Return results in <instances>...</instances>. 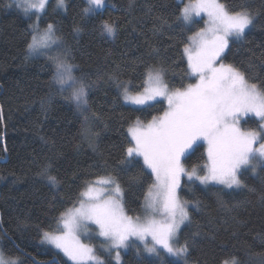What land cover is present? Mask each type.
<instances>
[{"label": "trees", "instance_id": "1", "mask_svg": "<svg viewBox=\"0 0 264 264\" xmlns=\"http://www.w3.org/2000/svg\"><path fill=\"white\" fill-rule=\"evenodd\" d=\"M105 2L102 15L85 16V0H66V10L50 0L47 14L39 21L42 28L54 24L56 34L63 37L69 62L78 66L73 74L89 83L96 81L88 93L87 114L100 117L89 121L99 137L90 143L82 133L84 117L74 102L65 99L68 88L61 93L53 81L51 61L26 59L34 18L9 0H0V247L4 256L18 258L20 264H53L54 260L67 264L41 242V234L56 229L55 218L72 205L85 179L106 171L118 172L123 180L140 173L139 167L120 172L118 162L131 140L127 129L137 118L146 124L165 106L155 103L136 110L126 105L109 76L139 84L143 61L163 66L166 80L175 87L195 80L186 57L182 58L187 37L195 31L176 20L177 5L183 4L178 0ZM219 2L256 14L254 26L230 43L224 61L244 71L250 82H264V0ZM102 19L116 21L114 36L102 34ZM206 161L202 146L184 165L190 169ZM45 168L58 181L56 185L39 175ZM242 179L245 187L236 190L205 191L192 183L193 192H182L190 202L191 223L180 234L179 244L187 240L190 247L179 264H231L233 259L237 264H264V170L246 172ZM143 191L146 187L133 186L126 192L127 214L142 216ZM163 255L149 258L131 250L122 264H170L176 259Z\"/></svg>", "mask_w": 264, "mask_h": 264}, {"label": "snow or ice", "instance_id": "2", "mask_svg": "<svg viewBox=\"0 0 264 264\" xmlns=\"http://www.w3.org/2000/svg\"><path fill=\"white\" fill-rule=\"evenodd\" d=\"M15 4L26 16H35L37 20L30 25L31 41L27 44L26 59L45 55L51 61L55 69L53 81L60 86L61 93L66 90L65 86L71 87L65 99L74 102L84 117L82 133L91 143L99 137V133L91 131L89 121L100 117L94 112L87 114L88 93L96 81L89 83L73 74L78 66L69 62V50L64 46L63 37L56 34L54 24L48 23L46 28L39 29L49 0H15ZM86 4L83 15H102L105 0H86ZM56 7L66 10V0H56ZM177 11L176 20L184 26L198 22L195 17L201 14L207 16V26L187 37L182 52L195 82L175 87L166 80L163 66L143 61L139 84L109 76L126 103L151 108L155 103L166 101V108L146 124L137 118L127 129L131 140L118 162L120 172L139 167L143 176L136 173L123 180L118 172L106 171L85 179L72 205L55 218L56 229L42 231L41 242L59 249L72 264L89 261L105 264L93 246L81 240V234H87L90 225H95L98 235L108 243L107 251L116 250L117 264H120L119 250L127 249L136 241L143 244L149 255L158 256V249H163L168 256L176 258L170 264H179L190 247L187 240L179 244L181 226L191 223L190 202L179 197L182 178L204 186L243 188L242 177L246 172L256 174L258 169L264 170V82H250L244 71L223 62L230 40L242 39L246 30L254 26L256 14L246 7L229 9L219 0H188L182 8L177 5ZM99 23L102 34L115 35V20L102 19ZM54 47L63 48V53L57 51L50 55ZM41 104L43 107L44 102ZM251 117L260 121L257 129L243 130L241 118ZM200 142L207 145V163L188 169L183 160L203 146ZM138 158H142V164ZM39 175L46 176L52 185L58 183L55 177L47 175V168ZM133 186L142 190L146 187L143 217H134L125 211L126 192ZM3 256L0 250V264H6ZM11 264L20 262L17 258ZM231 264H237L236 260Z\"/></svg>", "mask_w": 264, "mask_h": 264}, {"label": "rangeland", "instance_id": "3", "mask_svg": "<svg viewBox=\"0 0 264 264\" xmlns=\"http://www.w3.org/2000/svg\"><path fill=\"white\" fill-rule=\"evenodd\" d=\"M50 1V0H49ZM86 1V0H85ZM178 2H180V0H178ZM181 3V2H180ZM188 3L187 0H183V6L184 4ZM9 4L11 6H13L15 9H18L20 11H23L22 8H19L16 6L15 4V0H9ZM105 5H106V2H105ZM34 18V23H37V20H36V17L35 16H32ZM195 20L198 21V22H194L192 23L191 25H189L190 27L194 28L195 31L192 32L191 35H193L195 32L199 31L201 28H204L206 27V22H207V16L204 15V14H201V17H195ZM46 28V27H45ZM39 29H44L42 27H40V24H39ZM233 40H230V43L232 42ZM57 51L63 53V48L61 49H56L55 47L49 52L50 55H55L57 53ZM32 58H36V57H41V58H47V56L45 55H33L31 56ZM223 62L225 63V61L223 60ZM195 82V80H193ZM193 82V83H194ZM71 83V82H70ZM68 88V91L69 93L71 92V87L70 86H65ZM123 102L128 105V106H131V107H134L136 109H144L146 108L147 106H137V105H131V104H128L126 103L124 100ZM155 103V102H153ZM163 106H165L166 108V101L162 103ZM245 120H247V122L245 123ZM260 123V121L258 120V118H255V117H251V118H241V123H240V127L243 129V130H256L257 129V126L258 124ZM250 124H255L254 127L250 126ZM201 144H203V142H200ZM203 147H204V150H205V154H206V158H207V152H206V149H207V145L206 144H203ZM141 160L142 162V158H138ZM183 163H184V160H183ZM207 163V161H206ZM205 163V164H206ZM203 166V165H202ZM201 166V167H202ZM259 170V169H258ZM257 170V172H258ZM203 174V173H201ZM257 174V173H256ZM196 184H198L199 186H201L202 188H204V190H208V191H211L210 189L213 188V187H221V188H224V189H228V190H232V189H238V188H232V189H229V188H226L225 186L223 185H215V186H204V185H200L199 182H196ZM205 190V191H206ZM183 191H186L188 193H191L193 192V186H192V183L191 182H188L187 181V178L184 177L182 178V182H181V188L179 190V197L181 199V201H185L184 200V197H182V192ZM188 211H189V206H188ZM144 213L142 214L141 217H143ZM189 215H190V212H189ZM159 218V216L157 217ZM189 223L186 222L185 225H182L181 226V232L182 230L188 225ZM181 234V233H180ZM150 239V238H149ZM81 240L83 243L85 244H88L90 246H93L94 250H95V254L103 261H105V264H117V261L115 259V256H116V250L113 249L111 252L107 251V248H108V243L105 242L104 238L100 237L98 235V229L95 227V225H90L89 226V232L87 234H81ZM179 240H180V236H179ZM44 245L50 247L51 249H53L57 254H59L63 261L67 264H72L71 261L68 260V258L66 256H64V254L62 252H60L59 249H56L54 248L52 245H49L47 243H43ZM151 246V245H149ZM176 246H179L178 244ZM0 250L1 247H0ZM131 250H134L136 251V253H142V255L146 256V257H149V258H152V257H155V258H160L161 256L160 255H163L164 257L167 256L166 252L163 250V249H158V253L159 255H149L148 253H146L144 251V246L143 244H141L139 241H136L135 243H132L127 249H120V264H122V260H123V256L128 253L129 251ZM3 259L6 261V264H11L12 260L14 259H10V258H7L6 256H3ZM184 259V258H182ZM20 262V261H19ZM88 264H95L94 261H89Z\"/></svg>", "mask_w": 264, "mask_h": 264}, {"label": "water", "instance_id": "4", "mask_svg": "<svg viewBox=\"0 0 264 264\" xmlns=\"http://www.w3.org/2000/svg\"><path fill=\"white\" fill-rule=\"evenodd\" d=\"M55 261V263H57L58 261L57 260H54Z\"/></svg>", "mask_w": 264, "mask_h": 264}]
</instances>
